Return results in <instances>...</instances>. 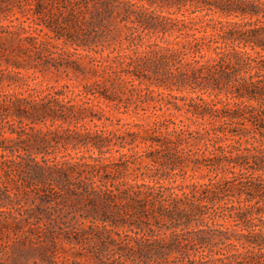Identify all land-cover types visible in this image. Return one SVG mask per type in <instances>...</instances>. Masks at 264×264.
I'll use <instances>...</instances> for the list:
<instances>
[{"label":"trees","instance_id":"obj_1","mask_svg":"<svg viewBox=\"0 0 264 264\" xmlns=\"http://www.w3.org/2000/svg\"><path fill=\"white\" fill-rule=\"evenodd\" d=\"M0 264H264V0H0Z\"/></svg>","mask_w":264,"mask_h":264},{"label":"rangeland","instance_id":"obj_2","mask_svg":"<svg viewBox=\"0 0 264 264\" xmlns=\"http://www.w3.org/2000/svg\"><path fill=\"white\" fill-rule=\"evenodd\" d=\"M37 81L39 83H41L42 85H45L47 83H53V78L51 77V75H39V78L37 79ZM124 117H129L128 114H124ZM139 116H142L141 114H139ZM132 118L137 119L135 116H133Z\"/></svg>","mask_w":264,"mask_h":264}]
</instances>
